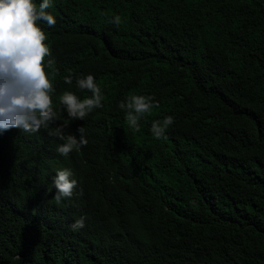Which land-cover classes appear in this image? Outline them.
<instances>
[{"label": "trees", "instance_id": "1", "mask_svg": "<svg viewBox=\"0 0 264 264\" xmlns=\"http://www.w3.org/2000/svg\"><path fill=\"white\" fill-rule=\"evenodd\" d=\"M50 2L59 119L0 133V264H264V0ZM89 74L102 107L72 120L60 97H91ZM141 95L159 106L136 131L118 105ZM59 124L87 145L61 155ZM58 169L77 181L59 204Z\"/></svg>", "mask_w": 264, "mask_h": 264}, {"label": "clouds", "instance_id": "2", "mask_svg": "<svg viewBox=\"0 0 264 264\" xmlns=\"http://www.w3.org/2000/svg\"><path fill=\"white\" fill-rule=\"evenodd\" d=\"M50 0H0V133L11 128H21L28 133H35L41 128L49 129L59 119L52 107L51 92L54 91L44 70L45 57L51 55L45 44L46 36L37 25V21L49 27L56 24L55 18L47 11ZM117 26L119 16L112 21ZM48 66L54 64L48 60ZM65 83L71 84V76L65 77ZM24 84L23 90L17 86ZM80 90H88L91 97L80 100L73 92L65 91L60 97L67 115L72 120H83L93 109L102 107L101 89L91 74L77 79ZM152 96H131L127 103L121 101L118 107L126 110V120L136 131H139V119L158 107ZM173 117L167 116L163 121H153L151 131L157 139L164 137L166 129L173 124ZM67 125L59 124L49 131V135L64 143L57 147L63 155L73 150L79 151L87 145L84 127H79V139L73 134L65 135ZM166 138V137H164ZM69 169H58L53 180L56 189L54 201L59 204L63 199L71 198L77 186ZM73 229L84 227V218L76 220Z\"/></svg>", "mask_w": 264, "mask_h": 264}]
</instances>
